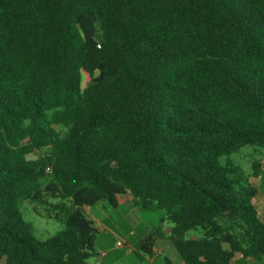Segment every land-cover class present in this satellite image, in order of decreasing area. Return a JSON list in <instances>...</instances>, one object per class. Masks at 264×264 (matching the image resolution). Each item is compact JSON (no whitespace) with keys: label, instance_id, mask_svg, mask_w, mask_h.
<instances>
[{"label":"trees","instance_id":"obj_1","mask_svg":"<svg viewBox=\"0 0 264 264\" xmlns=\"http://www.w3.org/2000/svg\"><path fill=\"white\" fill-rule=\"evenodd\" d=\"M247 145L264 150V0H0V264H90L86 208L120 199L163 211L186 264L260 261V162L229 158ZM24 201L63 227L35 236Z\"/></svg>","mask_w":264,"mask_h":264},{"label":"rangeland","instance_id":"obj_2","mask_svg":"<svg viewBox=\"0 0 264 264\" xmlns=\"http://www.w3.org/2000/svg\"><path fill=\"white\" fill-rule=\"evenodd\" d=\"M91 82V76L84 71L82 86L86 87ZM44 152V149L33 151L27 155V158L29 160L38 159L43 156ZM263 154L264 150L262 148L256 145H247L239 152L233 153L229 158L231 162L240 165L247 174H252L255 170L254 163L260 162L264 157ZM227 158L224 157L222 161L226 162ZM252 178L254 177H251V180ZM20 208L24 219L33 225L34 234L39 238H47L63 227L62 222L45 215L44 208H38L40 213H37L34 211L33 205L28 201L21 202ZM86 214L95 219V226L98 229L96 240L97 251L107 250V248L113 249V252L107 258H98V255L91 258L89 260L90 264H103L104 262H111V264H134L137 262L138 264H149V260L139 262L137 260L138 255L135 252L128 256L123 255L126 249L129 248V245L140 248L141 238L150 232L158 230L162 231L165 235L159 236L156 241V246L161 250L155 256L157 259L156 264H168L166 262L168 253L164 247L169 245L175 248V246L168 237V234L171 232V225L162 222L163 211L159 209H143L129 205L128 203L112 207L100 202L87 207ZM118 242H121L122 245L119 246Z\"/></svg>","mask_w":264,"mask_h":264},{"label":"crops","instance_id":"obj_3","mask_svg":"<svg viewBox=\"0 0 264 264\" xmlns=\"http://www.w3.org/2000/svg\"><path fill=\"white\" fill-rule=\"evenodd\" d=\"M263 156H264V154H263ZM251 182L258 190V193L255 197V203H256L257 209L259 211V215H260L261 219L264 221V157L260 161V168H259L258 175L256 177L252 178ZM124 203H126L125 200L120 199L119 205H122ZM127 203L129 205H133V203H130V202H127ZM144 237H142L141 239H143ZM164 248H165V251L168 253V256L166 257L167 258L166 262L168 264H173L174 262H175V264H186L185 261L183 260L182 256L180 255V253L176 250L177 249L176 247L174 248V247L167 245ZM160 251L161 250L159 249L158 246H156V243H155V246L153 249V255L152 256L145 254L144 252L141 251L140 248H137L136 246L129 245V248L126 249L125 254L123 256H128V255L132 254L133 252H135L138 255L137 260L139 262H144V261L149 260V264H156L157 259L155 256H157L160 253ZM111 252H113L112 248H107V250L106 249L99 250L98 251V258H107L111 254ZM239 263H242V264H264V256L261 258L260 261H257L253 257H243L241 254H236V256L232 260L231 264H239ZM103 264H111V262L110 263L104 262ZM134 264H138V262L134 263Z\"/></svg>","mask_w":264,"mask_h":264},{"label":"built area","instance_id":"obj_4","mask_svg":"<svg viewBox=\"0 0 264 264\" xmlns=\"http://www.w3.org/2000/svg\"><path fill=\"white\" fill-rule=\"evenodd\" d=\"M47 170H50V167H48ZM118 245L121 246L122 243L121 242H118Z\"/></svg>","mask_w":264,"mask_h":264}]
</instances>
